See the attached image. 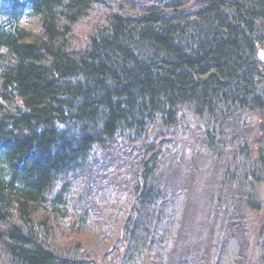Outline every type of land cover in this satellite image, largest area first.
Listing matches in <instances>:
<instances>
[{
    "label": "trees",
    "instance_id": "obj_1",
    "mask_svg": "<svg viewBox=\"0 0 264 264\" xmlns=\"http://www.w3.org/2000/svg\"><path fill=\"white\" fill-rule=\"evenodd\" d=\"M123 1L86 28L112 0H0V264H105L126 244L128 264L166 256L182 166L158 168L188 112L205 162L227 154L223 179L264 183V0ZM117 146L136 163L125 193L93 179ZM237 240L217 264L241 262Z\"/></svg>",
    "mask_w": 264,
    "mask_h": 264
},
{
    "label": "rangeland",
    "instance_id": "obj_2",
    "mask_svg": "<svg viewBox=\"0 0 264 264\" xmlns=\"http://www.w3.org/2000/svg\"><path fill=\"white\" fill-rule=\"evenodd\" d=\"M151 1L158 0L138 2ZM120 3L124 4V1L112 0L110 5L92 15L91 21L94 19L97 21L95 23L87 22L85 27H91L105 20L110 12L115 11L114 6ZM199 128L198 120L188 112L184 124L178 125V128L174 129L170 136L171 144L168 143V145L171 147L169 148L168 145L164 147L165 159L162 156L158 175L165 178L168 175L165 171L168 170V167L172 168V164L179 165L180 169L182 166V170L174 169L170 173L169 182L175 193L180 194L182 191L183 200L180 202L184 209L176 221L177 227L175 235L172 236L171 248H165L167 255L163 256L158 250L153 249L151 258L154 259L146 263L147 258H144L142 264H160L158 261H162L163 264H201L206 256L208 257L206 264H217L221 251H227V248L231 249L229 243L237 239L241 243L238 251L241 259L240 264H264V183H256L255 187L248 185V188L245 183H251V180L244 182L242 174L235 178L223 179L227 168V154H224L220 160L218 157L216 159L212 157L210 161L205 162L204 158L210 156L209 152L199 145L194 148L196 144L202 143V132L198 133ZM165 133L166 130L163 129L162 135ZM152 134L154 135V132ZM146 139L141 143L143 144ZM229 142V140H224V144L228 147L229 157L232 159L235 147ZM247 143L252 144V138ZM128 152L127 148L123 149L117 146L109 153H105L112 158L108 160L111 161L109 165L105 160L96 164L94 167L96 177L93 179L97 180L96 187L99 190L102 185L107 184L108 186L114 185L115 191L118 193L129 191L130 182H124L123 178L134 172L136 163L134 160L124 159V155ZM128 154L130 156L131 153ZM255 155V146H251L248 149V156L254 157ZM239 158L243 159L244 157ZM120 160L125 161L127 165L121 168L119 173V166H116L115 162ZM187 170H189L188 175ZM157 180L159 181L158 177ZM183 182L184 189L181 186ZM111 192H106L107 196L112 194ZM254 194V199L258 203L257 208L259 207L257 211L247 204L248 199ZM107 196L104 194L101 196L103 197L102 204L109 202ZM98 202L91 200L89 205L91 220H98L99 212L95 208V206L99 207ZM102 211L103 209H101ZM103 218L106 225L107 215L102 214L101 219ZM87 235H82L81 240ZM86 239L83 244L86 243ZM238 243V240L235 241L233 246L236 247ZM82 249L88 253L85 247ZM127 256L128 263H130L133 260V250H130V244H126L122 248L120 255H112L105 264H128L125 263Z\"/></svg>",
    "mask_w": 264,
    "mask_h": 264
},
{
    "label": "water",
    "instance_id": "obj_3",
    "mask_svg": "<svg viewBox=\"0 0 264 264\" xmlns=\"http://www.w3.org/2000/svg\"><path fill=\"white\" fill-rule=\"evenodd\" d=\"M260 57L264 60V52H260Z\"/></svg>",
    "mask_w": 264,
    "mask_h": 264
}]
</instances>
